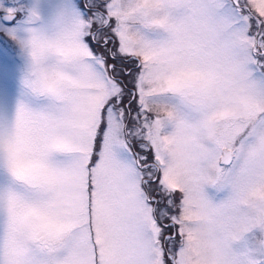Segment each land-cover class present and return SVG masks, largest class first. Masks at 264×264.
<instances>
[{
    "label": "snow or ice",
    "instance_id": "1",
    "mask_svg": "<svg viewBox=\"0 0 264 264\" xmlns=\"http://www.w3.org/2000/svg\"><path fill=\"white\" fill-rule=\"evenodd\" d=\"M0 264H264V0H0Z\"/></svg>",
    "mask_w": 264,
    "mask_h": 264
}]
</instances>
